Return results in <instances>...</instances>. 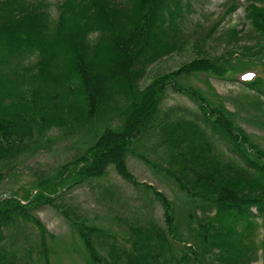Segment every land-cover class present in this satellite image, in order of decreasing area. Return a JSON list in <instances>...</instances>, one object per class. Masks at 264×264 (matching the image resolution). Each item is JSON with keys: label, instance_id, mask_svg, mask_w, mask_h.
<instances>
[{"label": "trees", "instance_id": "trees-1", "mask_svg": "<svg viewBox=\"0 0 264 264\" xmlns=\"http://www.w3.org/2000/svg\"><path fill=\"white\" fill-rule=\"evenodd\" d=\"M195 2L0 0V180L58 139L78 144L54 171L0 193V264H53L62 240L39 218L45 207L65 219L85 264H249L259 253L264 264V76L242 82L254 92L246 122L261 137L211 83L205 90L190 82L200 74L235 79L246 66L264 72V0H229L230 12L244 6L245 23L222 33L220 21L189 28ZM217 33L231 50L141 85L149 66ZM169 91L195 109L164 107ZM130 156L173 181L186 197L185 219L131 172ZM110 168L153 195L162 221L143 209L135 219L98 221L70 200L71 190ZM115 219L123 227L113 228Z\"/></svg>", "mask_w": 264, "mask_h": 264}, {"label": "rangeland", "instance_id": "rangeland-1", "mask_svg": "<svg viewBox=\"0 0 264 264\" xmlns=\"http://www.w3.org/2000/svg\"><path fill=\"white\" fill-rule=\"evenodd\" d=\"M57 0H50L53 4ZM229 0H196L195 11L189 18V28L192 29L195 24H201L205 29H208L213 24L222 22L219 28V33H222L226 28L238 25L240 28L245 23L244 6H239L233 12L229 11V6L226 5ZM52 4L51 11L56 13V7ZM218 33L213 35L208 41L191 42L188 46L166 56L162 60L149 66L145 76L141 82L142 86L148 85L156 76L176 70L182 65L194 59L206 56L218 57L226 53V50H231V46L223 40H218ZM197 47V48H194ZM202 52V54H200ZM243 64V63H242ZM241 64V65H242ZM240 65V67H241ZM256 76H264L262 69L252 66H246L235 77V79H221L212 75L200 74L192 77L190 82L203 89H207V82L215 88L216 92L226 99V105L230 110L237 111L239 123L249 132L257 136H262L259 130L253 123L246 122V113L243 107L252 100L254 92L245 88L243 80L246 78H254ZM177 107L195 109L194 103L185 95L169 91L164 107ZM56 136L57 134H53ZM264 142V140H262ZM143 151L149 158L151 163L160 162L158 152L143 148ZM78 152V144L76 140H59L52 148L37 153L32 158H29L25 164L20 165L15 174L3 173V178L0 180V193L11 188L28 187L34 181L35 174L42 172L49 174L54 171L62 163L71 160ZM128 166L139 181L153 185L158 190L165 193L172 199L178 210V215L181 219H185L188 206L186 204L185 195L177 188L172 180L166 178L162 172L155 166H151L144 161L130 156ZM107 190L113 192V198L107 193ZM71 201H74L82 210L92 218L101 220L117 216L118 218L135 219L139 217V210H152L155 217L162 221L163 210L158 202L155 201L151 193L144 189H136L131 183L123 179L114 168H110L109 174L99 180L90 182L88 180L84 185L74 188L68 194ZM201 214V212L199 211ZM256 213V211L254 212ZM38 216L46 225L49 231L61 238V245H57L56 253L52 256L53 264H85L82 255L79 254L77 248L80 244L77 242V237L72 233L65 219L57 213L54 208L45 207L38 211ZM114 221L113 228H120L121 224L118 219ZM123 227V225L121 226ZM77 242V248L74 244ZM77 249V251L75 250ZM262 254L259 253L249 264H262Z\"/></svg>", "mask_w": 264, "mask_h": 264}]
</instances>
